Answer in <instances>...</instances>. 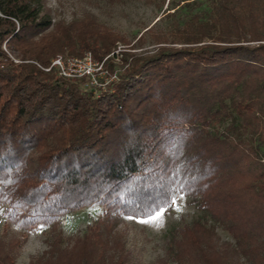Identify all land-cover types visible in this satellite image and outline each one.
Listing matches in <instances>:
<instances>
[{
    "label": "trees",
    "instance_id": "trees-1",
    "mask_svg": "<svg viewBox=\"0 0 264 264\" xmlns=\"http://www.w3.org/2000/svg\"><path fill=\"white\" fill-rule=\"evenodd\" d=\"M206 2V16L156 36L153 54L121 51L118 81L94 96L52 61L90 54L115 73L124 40L90 19L53 24L44 0H0V204L12 224L33 231L98 205L110 235L121 216L150 217L182 194L235 256L264 264V0ZM99 229L79 247L105 264ZM213 234L206 221L184 226L174 258L214 264ZM72 254L43 264H76Z\"/></svg>",
    "mask_w": 264,
    "mask_h": 264
},
{
    "label": "rangeland",
    "instance_id": "rangeland-1",
    "mask_svg": "<svg viewBox=\"0 0 264 264\" xmlns=\"http://www.w3.org/2000/svg\"><path fill=\"white\" fill-rule=\"evenodd\" d=\"M186 3L190 4L184 5ZM44 4L53 24L90 19L124 40L117 43L114 52V57H118L112 62L115 73L95 72L96 84L91 83V78H82L86 82L84 88L93 91L94 96L108 92L113 82L118 81L114 76L125 68L118 56L121 51L126 49L135 55L149 56L158 49L154 43L156 36L168 33L175 24H182L194 15L209 13L206 0H44ZM83 63L88 64V60ZM229 124L230 119L212 126L210 132L223 134ZM253 145L257 146V142L253 141ZM259 152L264 155L263 145ZM162 209L158 222H142L149 217L121 216L108 235L103 231V208L98 205L65 214L53 226L38 225L28 231L12 224L4 213L5 206L0 204V253L7 254L15 242L19 247L10 253L12 264H43L49 258L54 262L59 253L73 248L71 259L76 260V264H99V260L88 256L87 247H79L82 239L99 226L102 239L109 242L100 252L105 264H187L174 258L179 231L195 221H206L214 230L211 239H207L210 248L207 253L214 264H250L232 253L230 246L235 242L231 236L221 226L204 218L187 197L175 194L171 205Z\"/></svg>",
    "mask_w": 264,
    "mask_h": 264
},
{
    "label": "built area",
    "instance_id": "built-area-1",
    "mask_svg": "<svg viewBox=\"0 0 264 264\" xmlns=\"http://www.w3.org/2000/svg\"><path fill=\"white\" fill-rule=\"evenodd\" d=\"M82 60H88V64L83 63ZM51 68H55L56 70L58 69L59 74L66 78H91L92 84H96V80L93 78L94 74H96L95 72H98L99 74L105 72L102 64H97L92 61L90 54H86L80 59L73 57L63 59L62 57L58 56L52 61ZM46 71H49V69Z\"/></svg>",
    "mask_w": 264,
    "mask_h": 264
},
{
    "label": "snow or ice",
    "instance_id": "snow-or-ice-1",
    "mask_svg": "<svg viewBox=\"0 0 264 264\" xmlns=\"http://www.w3.org/2000/svg\"><path fill=\"white\" fill-rule=\"evenodd\" d=\"M173 203H175V201H173ZM164 209H160L159 211H157L154 215H151L149 217L148 221H142V222H158L162 213H163Z\"/></svg>",
    "mask_w": 264,
    "mask_h": 264
}]
</instances>
